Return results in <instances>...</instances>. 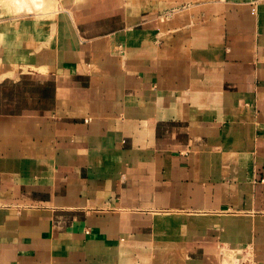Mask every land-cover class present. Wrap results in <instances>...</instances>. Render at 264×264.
Here are the masks:
<instances>
[{"label": "crops", "instance_id": "obj_1", "mask_svg": "<svg viewBox=\"0 0 264 264\" xmlns=\"http://www.w3.org/2000/svg\"><path fill=\"white\" fill-rule=\"evenodd\" d=\"M109 1L0 67V264H264V0Z\"/></svg>", "mask_w": 264, "mask_h": 264}, {"label": "rangeland", "instance_id": "obj_2", "mask_svg": "<svg viewBox=\"0 0 264 264\" xmlns=\"http://www.w3.org/2000/svg\"><path fill=\"white\" fill-rule=\"evenodd\" d=\"M105 1V5H109V0H0V67L4 66V61L15 60L16 63L22 62L23 57V36L26 31L32 32L33 26L39 25L40 21H47V32L50 35L47 42L53 41L56 35H59L58 28L62 31L63 27L58 15L63 17L65 10L69 7L73 9L71 19L74 21L76 15L88 9L92 3H97L101 6ZM115 0L111 1L114 2ZM122 3V0H118ZM117 1V2H118ZM128 8L135 11L137 8L150 7L151 5L158 6L159 9L164 10L161 13L162 21L175 17L181 11L186 9H193L202 3H208L211 0H127ZM95 7V6H94ZM65 8V9H64ZM28 19V20H27ZM70 23V30L74 33V22ZM56 21V24H55ZM11 22V23H10ZM57 25L61 27L56 28ZM38 30H44L43 27ZM36 31V29L34 30ZM69 30L66 28V32ZM42 55L45 54L42 50ZM18 56V57H17ZM11 65V64H10ZM222 253L228 255L226 248H222ZM230 254V253H229ZM232 254V253H231ZM239 259L250 258L249 261L238 260V264H251V256L249 251L239 253ZM241 261V262H240Z\"/></svg>", "mask_w": 264, "mask_h": 264}, {"label": "bare ground", "instance_id": "obj_3", "mask_svg": "<svg viewBox=\"0 0 264 264\" xmlns=\"http://www.w3.org/2000/svg\"><path fill=\"white\" fill-rule=\"evenodd\" d=\"M64 14V16L62 17L61 15H60V13H59V15H58V19H60V21H61V24H62V27H63V29H68L69 30V34L70 35H72V33H71V30H70V23H71V16H70V10H65V12L63 13ZM104 39V38H103ZM102 39V40H103ZM247 259V258H246ZM245 259V260H246ZM242 261H245L244 260V258L243 259H241ZM241 262V261H240Z\"/></svg>", "mask_w": 264, "mask_h": 264}]
</instances>
